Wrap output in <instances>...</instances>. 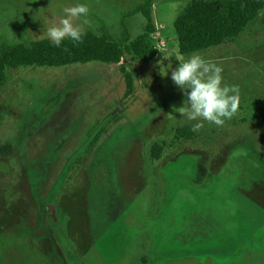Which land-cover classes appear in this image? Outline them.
Here are the masks:
<instances>
[{
	"label": "rangeland",
	"instance_id": "rangeland-1",
	"mask_svg": "<svg viewBox=\"0 0 264 264\" xmlns=\"http://www.w3.org/2000/svg\"><path fill=\"white\" fill-rule=\"evenodd\" d=\"M145 1L0 0V40L48 38L77 4L89 8L74 21L83 32L132 40L147 28ZM148 1L153 59L7 69L0 264H264V11L238 37L183 55L174 22L192 0ZM194 53L222 66L241 102L222 127L182 137L196 122L173 110L186 97L160 66Z\"/></svg>",
	"mask_w": 264,
	"mask_h": 264
},
{
	"label": "trees",
	"instance_id": "trees-1",
	"mask_svg": "<svg viewBox=\"0 0 264 264\" xmlns=\"http://www.w3.org/2000/svg\"><path fill=\"white\" fill-rule=\"evenodd\" d=\"M149 6L148 0L142 5L147 28L125 43L93 31L83 32L81 43L65 39L59 47L49 38L28 44L0 40V82L8 68L21 65L64 66L91 61L117 63L125 52L140 58H155L157 49L152 38L155 27ZM263 11L264 0H192L174 22L180 53L188 55L238 37ZM260 115L264 122V105L260 108ZM192 127H180L178 135L190 136L194 133Z\"/></svg>",
	"mask_w": 264,
	"mask_h": 264
},
{
	"label": "clouds",
	"instance_id": "clouds-1",
	"mask_svg": "<svg viewBox=\"0 0 264 264\" xmlns=\"http://www.w3.org/2000/svg\"><path fill=\"white\" fill-rule=\"evenodd\" d=\"M63 11L65 15L58 24L47 29V37L57 47L65 39L81 43L84 33L74 21L88 15V6L77 4L65 7ZM169 69L172 81L186 97L183 106H173V110L196 122L192 127L194 132H199L205 121L222 127L237 113L241 102L240 89L238 85L223 83L222 66L209 63L202 55L194 53L187 60L180 61L178 67L160 66L161 75L166 77Z\"/></svg>",
	"mask_w": 264,
	"mask_h": 264
}]
</instances>
